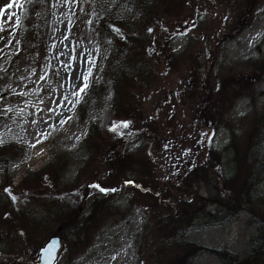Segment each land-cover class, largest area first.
<instances>
[{
    "label": "rangeland",
    "instance_id": "obj_1",
    "mask_svg": "<svg viewBox=\"0 0 264 264\" xmlns=\"http://www.w3.org/2000/svg\"><path fill=\"white\" fill-rule=\"evenodd\" d=\"M9 2L0 0L4 14L11 13ZM92 3L49 0L42 52L29 54L15 43L0 61V141L22 150L0 168V264H33L38 249L53 235L61 239L55 264H224L202 248L223 249L243 259L258 231L254 223L262 226L264 239V132L252 136L264 105V75L257 72L264 71V0L182 3L178 14L165 17L152 33L154 43L148 51L152 71L133 94L144 114L143 125L136 128L125 117L115 118L108 82L96 118L97 133L88 141L92 105L80 121L77 105L85 94L77 99L69 83L58 86L69 69L58 63L57 55L63 50L60 60L66 59L70 46L83 52L94 60L93 77L97 76V33L84 20L92 14ZM2 26L8 29L5 22ZM184 32L187 35H181ZM41 75L46 79L39 80ZM63 96L76 107L71 111L67 103L57 107L53 101L64 102ZM48 106L72 119L59 124L60 117L49 114ZM207 112L225 119L210 142L203 133L211 130L196 122ZM49 116L54 130L40 122ZM125 123L127 127L122 126ZM42 129L48 138L31 148L34 134ZM116 152L131 156L124 165L129 169L127 179L146 182L148 197L122 183L111 165ZM189 167L193 171L185 175ZM250 176L246 182L255 178L256 191L262 194L251 215L258 219L249 223V214L240 211L226 220L242 200L240 182ZM90 184L117 191L103 195ZM28 186L42 191L29 194V200L23 192ZM44 203L49 212L45 210L43 226L26 230L20 216L38 208L42 212ZM202 209L210 219L187 227L188 214Z\"/></svg>",
    "mask_w": 264,
    "mask_h": 264
},
{
    "label": "trees",
    "instance_id": "obj_2",
    "mask_svg": "<svg viewBox=\"0 0 264 264\" xmlns=\"http://www.w3.org/2000/svg\"><path fill=\"white\" fill-rule=\"evenodd\" d=\"M9 1L10 5H15L12 6L11 13L4 14L3 10H0V24L5 22V24L8 25V29L5 30L3 36L4 39H0V49H2L0 50V61H3L7 57L9 52L12 51L15 43H18L20 51L39 55L44 47L43 42L47 31L48 20L46 12L49 0H31V2H25L22 6L18 3V0ZM92 2V14L86 17L84 16V20L90 21L97 33V43L99 47V53L97 54L95 62V72L97 76L91 81L89 89L77 105L80 121L85 120L89 105H92L93 118L90 123L88 141L97 133L96 118L100 114L108 82H110L112 89L111 109L115 118L125 117L124 119H127L132 126L136 128L143 125L144 114L139 108V104L134 100L133 94L136 87L138 89L143 84H146L152 71L148 56V51L154 43L152 42V33L155 28L164 24L165 17L178 14L176 11L182 6V3L187 2V0H92ZM16 17L19 18L18 28L14 26V18ZM116 28L120 29L119 34L115 32ZM149 28L153 29L152 33L148 32ZM162 49H164V47ZM257 72L261 74V76L264 75L263 68H259ZM257 116L258 118L254 122V130L252 132L254 139L259 136L261 132H264V105ZM224 121L225 119L222 118L220 113L209 114L208 112L201 116L198 115L196 119V122H198L201 127L206 126L210 130H217L220 126L225 125ZM207 131L209 132V130ZM256 142L257 141H255L253 145ZM84 144H86L85 141H83L81 145L83 146ZM253 145H251L250 148L253 147ZM256 145L254 148H256ZM21 154L22 150L19 147L10 144H2V146H0V168H5L9 160L15 159ZM112 155V168L118 177L121 176L122 183H125V181L128 180L126 172L129 171V169L125 168L124 165L129 164L132 158L126 152H116ZM211 155L213 156V154ZM214 159L216 162L219 160L218 156L214 157ZM256 159L257 155L254 160ZM241 161L245 164L246 157H242ZM201 163L205 164L206 161ZM205 167L207 168L210 166L206 164ZM149 178L151 183L156 186L152 178ZM249 178H251V176L240 182L239 194L242 200L236 203L237 207H234V211H230L233 212L229 215V219L226 220H232L240 211L249 214V223H254V220L258 219V217L251 215H253V213L255 214V204L257 199L261 200L260 196H262V194L256 191L255 178L252 177L250 181L252 182L251 184L246 182ZM132 181L142 186V188L134 187L137 191L142 192L141 197H148L149 192L143 190L150 189L149 186H145L146 182ZM41 191L42 190H39L38 187L34 188L32 186H28V189H23V192H25L29 200V194L33 196L35 193L37 194ZM25 195L23 196L25 197ZM63 200L65 199L63 198ZM155 201L158 202V199L155 198ZM65 203H67V201H65ZM259 206L261 207V204ZM45 210L49 212L47 204H45V209L42 212L41 208H38L25 213V216H27L25 218L20 216V218L25 221L24 223L27 224L26 230L34 228L33 225H35V229L43 226ZM200 219L204 220L210 218L203 209L200 211L197 210L196 212L191 211L187 217V227L190 228ZM261 222L264 224V220H261ZM175 225L176 222L174 224L172 223L171 227L173 228ZM253 226H256L258 231L250 238V248L247 250L243 259H239L223 249L213 250L202 248L201 250L216 255L224 264H261V261H263L262 259H264V245L262 243L264 239H262L260 234V228L262 226H260L259 223H254Z\"/></svg>",
    "mask_w": 264,
    "mask_h": 264
},
{
    "label": "snow or ice",
    "instance_id": "obj_3",
    "mask_svg": "<svg viewBox=\"0 0 264 264\" xmlns=\"http://www.w3.org/2000/svg\"><path fill=\"white\" fill-rule=\"evenodd\" d=\"M25 2H31V0H18V3L22 6ZM68 2H70V0H68ZM15 6V5H12ZM7 7V6H6ZM228 17L225 16L224 20L227 21ZM194 23V22H193ZM14 26L15 27H19V18L16 17L14 18ZM5 29L2 26V24H0V33L4 32ZM153 29L149 28L148 32L152 33ZM191 31V29L189 30ZM115 32L117 34L120 33V29L116 28ZM181 35H187L186 32L181 33ZM65 39L67 37H64ZM0 39H4L3 36H0ZM53 48H55V45H53ZM2 50V49H0ZM178 49H174V51H177ZM65 53L63 52V50H61L58 55H57V61L58 63H60L63 67L69 69V71H67L66 73L63 74V78H64V82H58V86L60 88H63L65 86V82L69 83V86L72 89V95L74 97H76L77 99H80L82 94L86 93V90L89 89L90 85H89V81L90 79H93V67H94V60L90 59L87 55H84L83 52H78L76 49L71 48V46L69 47V52H68V56L66 59L64 60H60L61 56H64ZM165 75L167 73H164ZM33 75H35V73H33ZM54 75H56L58 78L60 77V73L56 72L54 73ZM2 79V78H0ZM39 80H45L46 79V75H41L38 77ZM98 79V78H97ZM217 91H219V89H217ZM18 95H24V93H18ZM63 101L64 102H60V101H53V103L56 104L57 107L59 108H64L65 103H67L68 105H71V108H69L68 110L71 111V109L76 107V103L73 100H70L67 96H63ZM5 111H11V109H6ZM39 112H44V109H39ZM47 112L49 114H55L56 116L60 117V119L57 121L59 124L63 125V124H67L69 120L72 119L71 116H68L67 118H64L63 115L59 112H56V109L48 106L47 107ZM241 116L244 115L243 112L240 113ZM51 120V116H49V119H41V123L45 126V128H52L53 130L55 129V124L54 123H50L49 121ZM33 123H37V121H33ZM123 127H127V123L122 125ZM112 131H115V129H110ZM203 135L205 136L206 141L210 142V139L212 137H215L217 135L215 130H211L208 133H203ZM49 136V133L46 130H41L37 133L34 134V139H35V143H31L29 146L31 148H36L37 144H42L43 141L45 139H47ZM76 139H79V137H76ZM2 141H0V146H2ZM225 143H227V141H225ZM18 166V165H17ZM193 169L191 167H189L186 170L185 175L192 173ZM217 172H220V169H216ZM173 175H176L175 173H173ZM221 178H223V174H221ZM126 185H131L133 187H137V188H142L141 185L136 184L134 181L132 180H127L125 181ZM90 188L96 189L99 193L103 194V195H109L110 193H114L117 191L116 188H109V187H104L100 184H90L89 185ZM144 191H150V189H143ZM4 191L6 193L9 194V196H11L12 202L16 203L17 198L15 196L12 195V190L10 188H5ZM191 202V201H190ZM146 211V209H145ZM4 219H8L7 216L4 217ZM21 236L24 235L23 232L20 233ZM54 243V242H53ZM115 257H113L114 259Z\"/></svg>",
    "mask_w": 264,
    "mask_h": 264
},
{
    "label": "water",
    "instance_id": "obj_4",
    "mask_svg": "<svg viewBox=\"0 0 264 264\" xmlns=\"http://www.w3.org/2000/svg\"><path fill=\"white\" fill-rule=\"evenodd\" d=\"M60 249L61 239L59 236L53 235L41 248L38 249L33 264H55Z\"/></svg>",
    "mask_w": 264,
    "mask_h": 264
}]
</instances>
